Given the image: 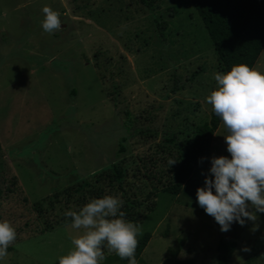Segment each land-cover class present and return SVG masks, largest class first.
<instances>
[{"label":"rangeland","instance_id":"obj_1","mask_svg":"<svg viewBox=\"0 0 264 264\" xmlns=\"http://www.w3.org/2000/svg\"><path fill=\"white\" fill-rule=\"evenodd\" d=\"M158 4L163 37L137 0H0V213L17 231L0 264H59L79 231L64 213L84 205L114 162L126 170L124 196L140 201L137 225L151 234L138 264H215L220 236L236 243L231 264H264V213L255 230L246 221L222 232L196 200L211 157L230 156L222 121L182 191L161 190L175 152L163 138L173 135L182 146L208 120L217 71L191 0ZM44 5L60 13L61 29L52 34L41 26ZM253 66L264 71V47ZM175 80L184 86L171 92ZM101 264H116L114 255Z\"/></svg>","mask_w":264,"mask_h":264},{"label":"clouds","instance_id":"obj_2","mask_svg":"<svg viewBox=\"0 0 264 264\" xmlns=\"http://www.w3.org/2000/svg\"><path fill=\"white\" fill-rule=\"evenodd\" d=\"M42 13L46 33L61 29L57 10L44 5ZM214 80L216 86L206 102L226 129L223 136L230 156L211 157V175L197 188L196 200L222 232L229 231L234 222L244 226L246 221H252L255 230L257 213H264V71L236 63L228 71L215 72ZM176 162L169 160L170 165ZM122 205L120 197L106 194L90 199L78 211H66L72 228L79 231L70 237L71 247L59 256V264H101L105 248L128 264H138L135 253L141 227L125 219ZM16 239L13 224L0 219V260L8 256ZM242 251L251 249L245 246Z\"/></svg>","mask_w":264,"mask_h":264},{"label":"trees","instance_id":"obj_3","mask_svg":"<svg viewBox=\"0 0 264 264\" xmlns=\"http://www.w3.org/2000/svg\"><path fill=\"white\" fill-rule=\"evenodd\" d=\"M143 11L153 14V22L158 34L163 37V30L167 27V21L155 14L159 9V0H137ZM192 6L199 16L207 35L216 53V71L224 72L230 70L236 63H246L253 66L264 47V0H191ZM196 72L191 73V77ZM187 79H191L188 77ZM175 80L170 91L175 92L183 88ZM74 89L72 93L74 94ZM125 127H130L129 113L126 112ZM220 118L213 112L211 106L209 118L202 124L195 125L186 136L182 146L178 145L173 135L163 138V141L170 143L175 152L169 156V160L175 159L177 162L169 167L173 170L172 178L162 186L161 190L178 195L186 180L191 176L195 166L210 152L213 133L220 124ZM125 137L119 143L120 151H124ZM1 151V144H0ZM126 170L117 162L110 165L108 170L99 174L95 187L88 190L89 195H84L83 204L92 198H99L110 192L118 190L122 193L123 205L121 211L125 213V219L137 224L139 212L137 210L140 201L134 197L124 196L126 188ZM3 189L0 184V205ZM156 191H151L145 195L148 209L155 208ZM0 213V219H1ZM150 232L144 231L138 236V246L136 249V259L150 239ZM236 243L223 236H220L216 244L215 264H231V258L235 250ZM105 257L108 252L114 255L116 264H128L127 259H121L115 252H110L106 248ZM175 264H191L189 260H177Z\"/></svg>","mask_w":264,"mask_h":264}]
</instances>
